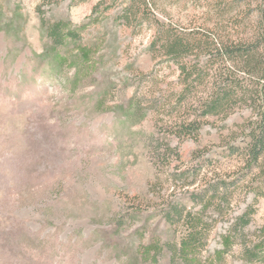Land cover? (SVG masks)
<instances>
[{"label": "rangeland", "instance_id": "374dc122", "mask_svg": "<svg viewBox=\"0 0 264 264\" xmlns=\"http://www.w3.org/2000/svg\"><path fill=\"white\" fill-rule=\"evenodd\" d=\"M212 1L232 2L245 32L263 2L158 0L140 30L121 17L129 0H0V264H253L242 240L225 243L250 206L249 237L264 227V197L247 186L251 177L222 209L193 198L205 175L242 172L227 144L249 111L210 118L195 141L169 133V115L161 120L153 107L175 89L179 71L153 58L150 22L211 24L219 20ZM42 15L81 38L55 46ZM158 144L181 160L160 161ZM200 164L196 184L173 179ZM175 204L207 224L189 260L173 253L189 232L184 220L167 218Z\"/></svg>", "mask_w": 264, "mask_h": 264}, {"label": "trees", "instance_id": "16d2710c", "mask_svg": "<svg viewBox=\"0 0 264 264\" xmlns=\"http://www.w3.org/2000/svg\"><path fill=\"white\" fill-rule=\"evenodd\" d=\"M157 2L129 0L121 16L125 26L135 28L134 23L139 22L136 27L141 30L144 17H151ZM211 3L215 4L213 10L219 18L211 24L179 30L160 22L156 17L152 19L149 26L155 29V33L150 43V52L153 58H166L178 68L179 81L176 86L179 88L175 86V89L167 90L162 96L164 102L153 103V107L158 109L159 118L161 114L169 115V133L180 140L199 141L202 128L210 118L227 119L237 109L249 111V115L232 131V141L227 144L230 152L240 157L242 172H232L226 178L212 180L205 175L200 180V186L205 185V188L193 194L196 201L217 203L222 209L220 205L229 206L234 196L233 189L248 177H251L247 184L249 189L257 197H264V0L254 9L258 19L250 25L249 32L242 28L245 21L242 16L231 14L234 8L232 2ZM99 6L101 3L94 9ZM41 20L55 46H63L67 38L73 41L81 38L79 33L65 30L61 21L48 23L44 15ZM136 99L137 96L132 97V103ZM136 105L140 108L141 102L136 101ZM238 139L243 144H236ZM198 151L201 155L205 154L204 150L195 153ZM155 153L160 161L169 165L173 157L176 161L181 160L180 152L170 145L158 144ZM257 168L259 172H256ZM201 169L200 164L193 171L185 170L173 179L178 177L186 186L194 185L199 180ZM254 180H258L259 184L254 186ZM171 209L167 218L182 219L189 228L188 234L173 253L189 260L193 249L207 237V224L203 217L186 213L183 205L175 204ZM251 209L250 206L234 218L225 243L230 246L235 238L242 240L245 259L253 264H264V227L253 232V237H249L246 230L251 222ZM149 245L152 248V242Z\"/></svg>", "mask_w": 264, "mask_h": 264}]
</instances>
